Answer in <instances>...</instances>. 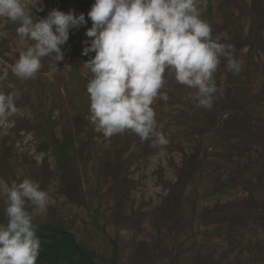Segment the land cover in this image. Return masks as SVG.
Segmentation results:
<instances>
[{
    "label": "rangeland",
    "instance_id": "obj_1",
    "mask_svg": "<svg viewBox=\"0 0 264 264\" xmlns=\"http://www.w3.org/2000/svg\"><path fill=\"white\" fill-rule=\"evenodd\" d=\"M83 1L60 9L86 19L69 30L64 59L43 58L27 80L12 67L33 42L0 17V70L8 72L0 91L18 94L0 126V222L6 190L29 178L49 192L45 211L26 204L33 223L73 233L94 264H264V0H200L201 19L240 71L221 57L213 104L204 108L197 90L166 70L159 91L168 99L158 94L151 105L166 145L156 135L96 130L84 64L94 53L82 55L91 6ZM50 5L41 0L33 14L45 17ZM64 135L72 143L59 161Z\"/></svg>",
    "mask_w": 264,
    "mask_h": 264
},
{
    "label": "clouds",
    "instance_id": "obj_2",
    "mask_svg": "<svg viewBox=\"0 0 264 264\" xmlns=\"http://www.w3.org/2000/svg\"><path fill=\"white\" fill-rule=\"evenodd\" d=\"M40 5L41 0H0V17L16 23L17 34L33 42L12 67L22 80L33 78L45 57L54 63L63 60L69 30L86 24L84 13L56 8L38 18L33 9L43 11ZM87 16L92 23L85 35L90 40L82 42V55L94 53L84 61L91 72L86 85L90 119L105 137L131 130L142 140L156 135L158 143L166 145L164 135L155 133L151 107L158 94L168 99L159 91L166 83L165 71L196 89L193 99L204 108L212 107L213 74L221 57L229 59L233 72L240 71L239 63L201 19L200 0H94ZM7 76V70H0V82ZM17 98L18 94L0 91V126L16 112ZM48 198L38 181L24 178L11 183L6 190V222H0V264H37L38 226L26 204L45 211Z\"/></svg>",
    "mask_w": 264,
    "mask_h": 264
},
{
    "label": "trees",
    "instance_id": "obj_3",
    "mask_svg": "<svg viewBox=\"0 0 264 264\" xmlns=\"http://www.w3.org/2000/svg\"><path fill=\"white\" fill-rule=\"evenodd\" d=\"M69 0H51L50 9H62ZM94 0H86L82 3L91 6ZM48 13V12H47ZM47 15V14H46ZM45 15V16H46ZM72 140L69 136L64 135L59 147V161L67 153ZM219 219L229 217V214L213 210ZM236 213V212H235ZM234 215V213H232ZM37 236L40 239V251L37 258V264L44 261L48 264H54L64 260L67 264H94V252L86 251L76 241L73 233L60 228L37 225Z\"/></svg>",
    "mask_w": 264,
    "mask_h": 264
}]
</instances>
